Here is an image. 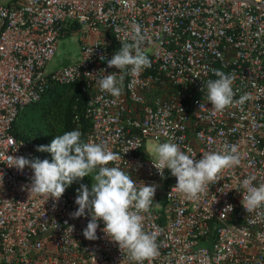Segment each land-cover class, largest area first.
<instances>
[{
	"label": "built area",
	"instance_id": "1",
	"mask_svg": "<svg viewBox=\"0 0 264 264\" xmlns=\"http://www.w3.org/2000/svg\"><path fill=\"white\" fill-rule=\"evenodd\" d=\"M134 23L151 67L126 76L114 98L89 74L118 73L106 61L131 42ZM67 35L78 38L79 58L48 69ZM213 69L235 76L234 101L249 98L220 112L200 107ZM75 85L85 102L81 114L73 108V130L122 157L109 166L156 187L143 222L158 245L151 264H264V207L247 213L240 189L249 175L264 184V0H0V264H132L103 223L96 240L83 237L90 217L72 218L76 194L44 203L27 191L31 170L10 167L8 156L39 159L13 133L20 112L53 87ZM169 140L197 160L235 148L240 163L188 200L151 163L147 143Z\"/></svg>",
	"mask_w": 264,
	"mask_h": 264
},
{
	"label": "clouds",
	"instance_id": "2",
	"mask_svg": "<svg viewBox=\"0 0 264 264\" xmlns=\"http://www.w3.org/2000/svg\"><path fill=\"white\" fill-rule=\"evenodd\" d=\"M143 41L141 25L134 23L131 42L120 41L119 49L106 61L107 66L118 69V73L104 75V70L101 69L96 75L89 74L96 78L95 84L100 90L119 98L126 76L138 77L151 67L150 59L141 50ZM92 51L93 49L89 55ZM213 73L216 79H209L202 86L205 89L204 103L200 107L210 103L211 110L220 112L233 103L242 104L249 98L246 94L234 101L235 76L218 69H213ZM81 137L79 130L55 135L49 144L37 149L39 152L49 153L51 161L8 156L12 161L10 167H15L21 172L25 168L31 170L32 176L27 191L29 195L43 200L44 203L49 198L54 203L58 202L73 182L85 177L90 178V188L81 184L77 190L74 201L77 207L71 213L74 219L85 215L90 217L82 231L83 237L89 241L96 240L99 224L103 223L101 232L120 250L127 252L132 264H151L159 254L158 245L154 234L145 231L143 222L144 214L155 204V185L137 183L128 170L109 166L111 162L121 160L122 157L104 143L86 142ZM152 155L154 163L150 162L157 173L164 178V170H169L171 176L176 179L173 188L188 200H198L206 189L209 190L210 184L220 180L219 175L223 170L231 169L240 163L235 148L222 152H205L197 160L191 150L183 151L171 140L156 143ZM255 180V175H249L240 182V189H243L241 205L247 213L264 207V184L256 185ZM138 184L142 186L137 187ZM229 208L230 205L226 207Z\"/></svg>",
	"mask_w": 264,
	"mask_h": 264
},
{
	"label": "trees",
	"instance_id": "3",
	"mask_svg": "<svg viewBox=\"0 0 264 264\" xmlns=\"http://www.w3.org/2000/svg\"><path fill=\"white\" fill-rule=\"evenodd\" d=\"M85 98L78 87H53L47 91L41 99L25 107L18 115L13 125L14 135L28 142L40 160L48 159L51 155L47 152H39L37 149L51 142L55 135L73 130V108L77 106L81 114ZM83 128L89 126V122L81 115ZM82 139V138H81ZM92 181L85 177L73 182L65 191L77 195L81 184L90 188Z\"/></svg>",
	"mask_w": 264,
	"mask_h": 264
},
{
	"label": "rangeland",
	"instance_id": "4",
	"mask_svg": "<svg viewBox=\"0 0 264 264\" xmlns=\"http://www.w3.org/2000/svg\"><path fill=\"white\" fill-rule=\"evenodd\" d=\"M79 58L78 38L67 35L61 38L57 45V50L54 58L48 65V69L55 70L69 63L76 62ZM147 149H153L152 143H147Z\"/></svg>",
	"mask_w": 264,
	"mask_h": 264
}]
</instances>
